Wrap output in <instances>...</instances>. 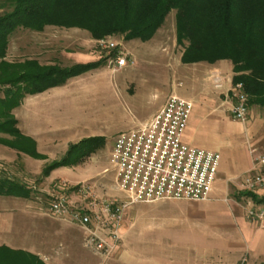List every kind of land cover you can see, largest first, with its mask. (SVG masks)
Wrapping results in <instances>:
<instances>
[{
  "label": "rangeland",
  "instance_id": "374dc122",
  "mask_svg": "<svg viewBox=\"0 0 264 264\" xmlns=\"http://www.w3.org/2000/svg\"><path fill=\"white\" fill-rule=\"evenodd\" d=\"M10 9L8 0H0V15ZM176 12V9L170 10L162 24L145 40L126 39L124 35L114 33L93 38L87 29L56 25H45L41 30L18 27L13 31L8 37L3 58L7 62L33 60L42 66L66 68L80 64L79 54L89 51L96 56L94 61L105 60L86 75L89 81L96 80L88 84L89 92L84 94L79 91L80 94L71 96L74 109H71L70 117L57 119L77 134L93 135L79 141L100 137L102 142L89 154L75 149L72 154L75 161L72 164L49 169L55 162L66 158L71 145L77 142L69 143L66 149H43L42 154L36 150L34 142L32 148L37 154L35 156L13 146L18 140L15 135L0 131V177L29 188L31 194L28 200L43 211L57 196H64L74 205H80L82 199L75 186L82 183L91 186L99 198L126 201L128 194L117 187L114 172L110 168L111 144L118 133L142 124L144 117L164 97L175 94L193 103L185 142L220 154L214 185L221 189V194L222 189H225L229 199L239 196V203L246 209L251 196L244 195L248 190L242 186L243 177L251 168L252 158L257 154L264 155V109L251 104L247 96L246 119L237 121L231 117L230 108L235 102L233 92L223 93L215 89L210 81L214 84L216 76L223 77L226 74H211L198 68L210 62H182L181 57L188 41L178 38ZM100 40L114 42L116 47L104 49L99 45ZM118 55L126 59V64L121 68L114 63ZM233 74L226 77L232 80ZM107 79L109 82L104 86L97 83ZM77 100L80 103H73ZM59 105L66 106L62 101ZM15 108L11 109L13 116ZM4 119L0 118V121ZM28 200L3 196L0 197V204H11L10 237L14 244L22 247L9 248L36 256L37 264H213L214 259L222 257V254L211 252L212 246L208 239L186 247L151 245L158 239L157 231L153 232L156 240H152L153 233L142 230L138 224V203L130 204L124 210L119 226V243L108 255L98 254L85 247L83 229L69 220L72 232L77 236L76 245L68 249L61 246L43 247L40 242L48 223H43L37 212L33 213V210L25 207ZM172 241L175 242L173 239L157 240L165 244ZM221 250L218 249L220 253ZM242 257L243 263L251 259L252 253L247 251Z\"/></svg>",
  "mask_w": 264,
  "mask_h": 264
},
{
  "label": "trees",
  "instance_id": "16d2710c",
  "mask_svg": "<svg viewBox=\"0 0 264 264\" xmlns=\"http://www.w3.org/2000/svg\"><path fill=\"white\" fill-rule=\"evenodd\" d=\"M9 11L0 15V131L16 136L20 151L37 156L34 141L24 136L11 109L28 94L61 86L72 76L103 64L105 60L71 67L42 66L33 60L7 62L9 35L18 27L41 30L45 25L80 27L93 38L121 34L126 39H147L176 9L178 38L187 39L184 63L230 60L233 83L241 82L249 102L264 109V0H8ZM100 137L85 138L71 145L68 155L49 169L72 164L73 151L93 152ZM75 161V160H74ZM264 205V198L244 192ZM0 195L29 196L26 186L0 177ZM13 255V256H12ZM31 254L0 246V264H37Z\"/></svg>",
  "mask_w": 264,
  "mask_h": 264
},
{
  "label": "built area",
  "instance_id": "2783aa9c",
  "mask_svg": "<svg viewBox=\"0 0 264 264\" xmlns=\"http://www.w3.org/2000/svg\"><path fill=\"white\" fill-rule=\"evenodd\" d=\"M99 45L108 50L116 47V43L106 40H100ZM114 63L121 68L126 59L118 55ZM225 82L229 84L227 91L233 92L235 98L230 115L234 120L244 121L248 103L243 84L218 75L213 85L221 89ZM192 109L191 100L170 94L149 119L114 138L109 164L117 187L128 194L126 201L99 198L91 186L82 183L75 186L82 205H74L66 197L57 196L49 202L48 213L79 225L84 232V246L108 255L119 243L121 216L128 205L163 199H207L213 190L220 154L183 140ZM242 186L247 192L264 197V155L257 154L252 158ZM251 198L245 215L264 225V205L256 204Z\"/></svg>",
  "mask_w": 264,
  "mask_h": 264
},
{
  "label": "crops",
  "instance_id": "0c3cea01",
  "mask_svg": "<svg viewBox=\"0 0 264 264\" xmlns=\"http://www.w3.org/2000/svg\"><path fill=\"white\" fill-rule=\"evenodd\" d=\"M79 55V63L96 60V56L91 51ZM193 64L196 65L197 63ZM198 68L204 69L206 70L205 72L211 74L215 72L226 74V76L233 74L232 63L226 59L199 65ZM92 70L94 69L70 78L61 86L51 87L36 94H28L23 97L20 104L14 109L13 113L17 120L18 129L24 136L31 138L35 142L36 150L41 154L44 153L43 149L52 148L55 150L62 149V147L66 149L67 145L71 142L75 143L83 137L93 136L92 134H77L71 128L65 127L64 123L57 120L61 117H64L63 119L67 116L70 117L71 109H74L71 105V96L74 93L77 94L79 91H82V93L86 94L89 92L88 84H93L96 80L89 81V78L86 79L85 77ZM210 81L214 87L213 81ZM108 82V79L107 81H97V83H102L103 86ZM228 86L229 84L225 82L224 87L220 90L224 93L227 91ZM73 90L77 92H72ZM167 97L168 95L158 102L155 109L149 112L141 122L143 123V121L145 122L149 119L164 104ZM60 101L66 104V106L59 105ZM76 102L80 103V100L73 103ZM183 140L186 141L185 132ZM57 170L59 169L55 171ZM220 191L221 189L213 184L212 194L205 200L163 199L154 202L138 203V224L142 226V230L144 231L150 233L157 231V235L155 234L158 238L157 240H175V242L172 241L167 244L157 242L156 236L153 233L151 235L152 240L155 239L156 242L151 245L160 247H186L190 244L191 246H195L199 242H202V240L208 239L209 245L212 246L211 252L222 254V257L214 259L213 264H241L243 261L242 256L247 251L252 253V257L250 260H245L242 264H264V225L246 218L245 208L239 203V196L236 197L237 199H229L225 189H222V194ZM244 195L246 194L244 193ZM253 195L256 198H264L258 194ZM3 196L26 200L30 198V195L27 197L0 195V197ZM10 205L0 204V245L11 248H22L14 244L10 237L8 229L11 226ZM25 207L33 210V213L37 212L43 223H48V227L44 230L45 234L41 238V246L49 248L61 246L64 249H68L72 245H76L77 236L72 232L71 222L50 215L47 209L43 211L42 208L35 205L31 200L25 202ZM218 249L223 250L220 253ZM35 253L39 254V251Z\"/></svg>",
  "mask_w": 264,
  "mask_h": 264
}]
</instances>
